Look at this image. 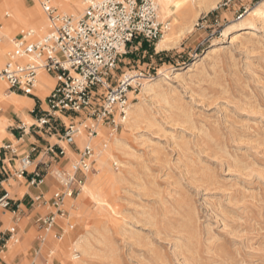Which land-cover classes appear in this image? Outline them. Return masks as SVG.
I'll list each match as a JSON object with an SVG mask.
<instances>
[{"label":"rangeland","instance_id":"rangeland-1","mask_svg":"<svg viewBox=\"0 0 264 264\" xmlns=\"http://www.w3.org/2000/svg\"><path fill=\"white\" fill-rule=\"evenodd\" d=\"M258 1L185 0L160 17L174 20L177 44L156 52L161 38L135 39L127 47L116 75L147 69L154 91L141 86L128 97L138 110L129 128L128 116L111 137L99 124L109 141H121L109 160L113 175L99 180L107 204L83 200L50 264H67L77 239V264H264V23L237 25ZM13 7L0 0V15ZM32 207V248L22 254L29 260L43 233L35 218L50 210Z\"/></svg>","mask_w":264,"mask_h":264},{"label":"built area","instance_id":"built-area-1","mask_svg":"<svg viewBox=\"0 0 264 264\" xmlns=\"http://www.w3.org/2000/svg\"><path fill=\"white\" fill-rule=\"evenodd\" d=\"M31 1L37 2L46 15L48 28L39 37L31 28H22L12 37L10 50L0 68V80L9 91L36 95L33 90L37 74L42 71L51 75L55 82L44 97L46 108H41L34 126L42 129L58 124L64 144H58L57 148L52 144L46 147L45 151L58 163L49 167L50 161L42 162L43 169H38L34 163L36 145L33 143L20 153L12 142L3 144L2 149L17 157L13 168L17 176L26 175L30 170L31 184L43 182L47 175L54 179L56 187L48 198L39 194L32 200L50 208L35 218L37 229L54 231L58 221L68 215L65 197L77 196L87 173L94 170L92 138L98 133V122L115 131L127 117L128 92L137 91L144 81L153 78V72L147 69H134L130 70L133 73L123 72L117 76L115 70L120 56L135 39L159 40L168 21L159 18L153 0H82L83 11L77 18L59 11L53 0ZM63 115L68 122L61 119ZM82 123L84 139L79 146L76 137ZM68 151L74 153L75 158L71 159ZM8 172L2 160L0 176ZM0 191V207L13 208L3 178ZM7 232L11 239L16 234V226L12 225ZM61 234L54 232L56 238ZM36 240L40 244L43 235H37ZM3 242L5 244L6 240ZM38 250L39 246L36 252ZM74 253L78 255V251ZM30 264L36 261L31 260Z\"/></svg>","mask_w":264,"mask_h":264},{"label":"crops","instance_id":"crops-1","mask_svg":"<svg viewBox=\"0 0 264 264\" xmlns=\"http://www.w3.org/2000/svg\"><path fill=\"white\" fill-rule=\"evenodd\" d=\"M170 48L156 49V52H162ZM152 54L151 52L149 55L151 56ZM3 64V62L0 63V67ZM49 78L53 80L54 84L55 80L51 75L41 72V76L37 78V86H35L33 90L36 92V95L9 91L6 84L0 80V164L3 160L10 171L7 175L0 176V179L3 178V184L8 189L10 198L14 203L13 208L3 209L0 207V264H28L31 260L39 264H50L51 257L54 254L57 257L61 253L60 241L54 237L53 230H48V232L43 231L42 235L44 240L40 242L39 250L34 252V256L31 260H29L26 255H22L32 248L33 229H26L28 223L26 215L29 210V205L33 206L30 208L31 211H40L38 207L42 204L32 200L39 194L45 196L51 188H55L56 186H54V179L48 175L45 176L43 182L31 184L29 182L32 176L30 170L26 175L17 176L13 170L16 165L17 157H15L11 151L2 149L3 144L12 142L16 143L18 153H20L28 150L33 143L36 145V151L33 153V156H35L34 163H36L38 169H43L44 165L42 162L50 161L49 167H55L57 165L58 161H56L50 153H47L45 149L49 144L54 145L55 148L58 147V144H61V127L57 124L50 128L44 126L42 129H38L34 126V122H31V120L35 121L41 108H44V97L52 87L47 83ZM2 84H4V87ZM62 117L66 118L65 115ZM25 118L30 119L28 124L25 123ZM83 138L84 137H76V139L79 140V145ZM63 159L64 157L61 158L59 162H62ZM67 199H71L72 202L67 203L65 201L68 215L66 219H64L65 221H58V223L62 225L65 223L63 225L64 231L61 235L68 234V232H66V227H69L68 224H70V220L74 221L77 217L79 218V216L82 215L84 210L83 200H90L87 195L80 196V192L77 196ZM11 223L16 226V235L19 237L20 243L14 244L12 239H8L7 229L13 225H10ZM4 240H6L5 244L3 242ZM40 255L46 260L45 262L40 259Z\"/></svg>","mask_w":264,"mask_h":264},{"label":"bare ground","instance_id":"bare-ground-1","mask_svg":"<svg viewBox=\"0 0 264 264\" xmlns=\"http://www.w3.org/2000/svg\"><path fill=\"white\" fill-rule=\"evenodd\" d=\"M4 1L5 0H2L3 3ZM11 1L14 2V7L11 9V13L6 12L7 16H3L2 14L0 15V35H3L7 38V41H2L0 38V61H1L0 63L5 62L6 52L11 47V39L18 32L20 28L21 29L31 28L35 31V34L38 37L41 36L43 33H45L48 28L47 17L44 14V12L41 10L37 2L31 1V0H29V2L28 1L26 2L24 0H11ZM153 1L157 4L158 14L160 18L162 17V15L163 17H167V16H171L172 14H176L177 12L181 11V5L185 0H159L160 8H159L158 1L157 0H153ZM53 3L54 5L58 7L59 11L70 14L76 18L79 17L83 11L82 0H53ZM76 11L79 13H76ZM246 13L247 14L244 15L242 19L237 23V25L241 26V28L245 27V25L247 24H251V21H257V22L260 21L264 23V0L258 1L255 4V6L250 8L248 12ZM175 28L176 27H175L174 20L168 23L166 31L164 30V33L162 34L161 39L158 41V45H157L158 49L170 48L173 45L178 43L180 37L179 36L174 37ZM187 29L189 28L185 27L181 29L180 32L184 33V31ZM41 72L42 71H40L37 74V78L41 76ZM127 73L130 74L133 72L128 71ZM47 83L50 86H53V80L51 78L47 80ZM36 84H37V81H36ZM3 85L4 84H2V86ZM152 90H153L152 83L148 82V80L144 81L141 87V93H148ZM33 92L36 93L35 91ZM128 97L129 99L133 97V94L131 91L128 92ZM129 108L130 109L127 110L128 117H127V120L124 121L125 125L123 126V130L126 128H129L131 124L134 122V120L137 119L138 110L136 109V105L129 104ZM29 122H30V119L25 118V123L28 124ZM99 124H101V122H98V127H97L98 133L92 138V145L94 149V159L96 161L94 169H95V172L99 173V175L97 176L96 175L97 173L95 174V172L93 171L88 172L86 179L83 182L81 190L79 192H80V196L87 195L88 198L93 200L96 204L106 206L107 200L104 198L103 189L101 186V182L99 180L102 174H107V176L113 175L111 174L112 171L111 173L109 171V165H110L109 160H111V158L114 157L113 155L114 147L117 144H119L121 141H120L119 136H116L115 139L113 138L114 140L109 141L108 138L105 137V135L107 136V134L105 133L106 128L103 126H100ZM79 128H80V133L78 134V137L82 138L84 137L83 132H82L83 128L82 127H79ZM113 131L114 130L109 132L110 137L113 135ZM68 154L70 155L71 153L68 151ZM66 167L69 168V164H67ZM67 198L69 197H65V201L67 203H71L72 200L67 199ZM45 232H48V230ZM64 237L65 235H62V242L64 240ZM11 239L14 244L19 242V237L16 234ZM56 239H59V238H56ZM66 243H67V240H66ZM61 245L62 247H64L63 243ZM70 249H72L71 260L67 261V264H77L76 260L80 256L79 252H83L84 250L82 240L77 239L76 241H74ZM74 251H78V255H76ZM30 262L28 264H30ZM36 264H39V263L36 262Z\"/></svg>","mask_w":264,"mask_h":264}]
</instances>
